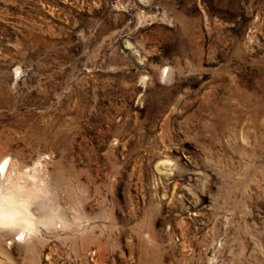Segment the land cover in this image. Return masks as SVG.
I'll use <instances>...</instances> for the list:
<instances>
[{
	"label": "rangeland",
	"instance_id": "1",
	"mask_svg": "<svg viewBox=\"0 0 264 264\" xmlns=\"http://www.w3.org/2000/svg\"><path fill=\"white\" fill-rule=\"evenodd\" d=\"M5 194L0 264H264V0H0Z\"/></svg>",
	"mask_w": 264,
	"mask_h": 264
},
{
	"label": "clouds",
	"instance_id": "2",
	"mask_svg": "<svg viewBox=\"0 0 264 264\" xmlns=\"http://www.w3.org/2000/svg\"><path fill=\"white\" fill-rule=\"evenodd\" d=\"M0 228H13L25 220V209L22 203L13 199L10 194L0 196Z\"/></svg>",
	"mask_w": 264,
	"mask_h": 264
},
{
	"label": "bare ground",
	"instance_id": "3",
	"mask_svg": "<svg viewBox=\"0 0 264 264\" xmlns=\"http://www.w3.org/2000/svg\"><path fill=\"white\" fill-rule=\"evenodd\" d=\"M5 173V172H4ZM1 205V204H0ZM1 210V209H0ZM24 235V233H22V236Z\"/></svg>",
	"mask_w": 264,
	"mask_h": 264
}]
</instances>
